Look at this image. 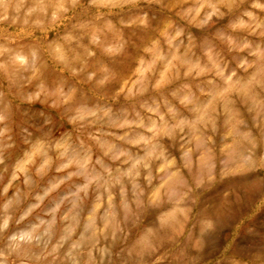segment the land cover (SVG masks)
I'll return each mask as SVG.
<instances>
[{"label":"clouds","instance_id":"9594fccd","mask_svg":"<svg viewBox=\"0 0 264 264\" xmlns=\"http://www.w3.org/2000/svg\"><path fill=\"white\" fill-rule=\"evenodd\" d=\"M0 264H264V0H0Z\"/></svg>","mask_w":264,"mask_h":264}]
</instances>
